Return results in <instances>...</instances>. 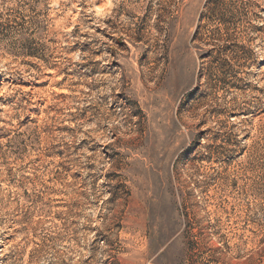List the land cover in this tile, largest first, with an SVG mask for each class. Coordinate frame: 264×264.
Masks as SVG:
<instances>
[{
	"label": "rangeland",
	"instance_id": "374dc122",
	"mask_svg": "<svg viewBox=\"0 0 264 264\" xmlns=\"http://www.w3.org/2000/svg\"><path fill=\"white\" fill-rule=\"evenodd\" d=\"M0 264H264V0H0Z\"/></svg>",
	"mask_w": 264,
	"mask_h": 264
}]
</instances>
